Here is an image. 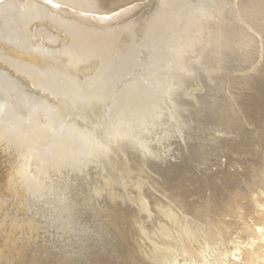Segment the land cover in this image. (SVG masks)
Masks as SVG:
<instances>
[{
    "label": "bare ground",
    "instance_id": "1",
    "mask_svg": "<svg viewBox=\"0 0 264 264\" xmlns=\"http://www.w3.org/2000/svg\"><path fill=\"white\" fill-rule=\"evenodd\" d=\"M0 2V264H264V0Z\"/></svg>",
    "mask_w": 264,
    "mask_h": 264
},
{
    "label": "snow or ice",
    "instance_id": "2",
    "mask_svg": "<svg viewBox=\"0 0 264 264\" xmlns=\"http://www.w3.org/2000/svg\"><path fill=\"white\" fill-rule=\"evenodd\" d=\"M0 2H2V0H0ZM45 2H46L47 4H49V5H51V6L54 7V8H59V7H61V5L55 3L54 0H45Z\"/></svg>",
    "mask_w": 264,
    "mask_h": 264
}]
</instances>
